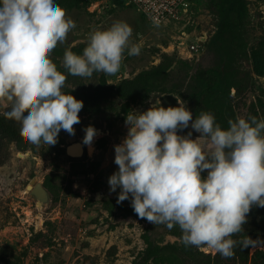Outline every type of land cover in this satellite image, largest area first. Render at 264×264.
Returning <instances> with one entry per match:
<instances>
[{
    "label": "rangeland",
    "instance_id": "rangeland-1",
    "mask_svg": "<svg viewBox=\"0 0 264 264\" xmlns=\"http://www.w3.org/2000/svg\"><path fill=\"white\" fill-rule=\"evenodd\" d=\"M62 1L54 0L58 5ZM65 10L76 27L50 58L67 76L62 91L83 101L80 123L74 125L75 135L61 130L54 146L29 143L27 150L0 132V264H132L145 247L146 234L159 244L177 238L163 224L154 225L135 213L125 215L123 209L132 208L131 196L117 203L121 189L110 191L108 179L118 171L114 146L128 132L126 115L161 106L184 105L191 111L187 98L199 91L200 72L214 69L222 71L224 80L210 96L215 118L226 128L237 117L264 120V76L256 74L252 60L258 50L264 55V0H188L180 18L159 28L122 0H84L80 7ZM115 21L131 26L132 41L142 46L140 54L125 52L114 76L68 74L63 67L65 49L82 55L89 33ZM106 85L120 86L126 98L114 94L96 104L81 98L87 89ZM8 110L0 103V116ZM90 125L97 135L85 145L84 129ZM189 131L193 139L200 135L190 125L179 134ZM73 141L85 149L80 157L67 153ZM96 162L100 166L92 171L95 165L90 164ZM33 180L47 187L45 204L27 189ZM107 206L120 211L112 215ZM243 227L240 236L259 242L247 252L239 250L234 264H264V207H253ZM203 252L213 259L218 254Z\"/></svg>",
    "mask_w": 264,
    "mask_h": 264
},
{
    "label": "clouds",
    "instance_id": "clouds-1",
    "mask_svg": "<svg viewBox=\"0 0 264 264\" xmlns=\"http://www.w3.org/2000/svg\"><path fill=\"white\" fill-rule=\"evenodd\" d=\"M149 19L160 27L158 15ZM75 27L54 0H0V103L9 108L4 116L20 125L21 137L37 147L54 146L61 130L75 135L80 123L83 101L62 91L67 76L50 58ZM132 35L124 21L93 29L82 55L65 49L63 67L82 78L114 76L125 52H141ZM125 124L127 135L114 146L118 171L108 179L111 192L121 189L117 203L131 196L139 218L169 230L179 226L186 247L225 259L235 255L237 245H257L259 238L233 237L244 231L253 207H264V120L237 117L224 129L212 113L193 120L179 105L133 110ZM189 125L197 138L191 131L179 134ZM84 131L83 143L91 145L97 130L90 125Z\"/></svg>",
    "mask_w": 264,
    "mask_h": 264
},
{
    "label": "trees",
    "instance_id": "trees-1",
    "mask_svg": "<svg viewBox=\"0 0 264 264\" xmlns=\"http://www.w3.org/2000/svg\"><path fill=\"white\" fill-rule=\"evenodd\" d=\"M84 0H63L60 2V5L65 9H75L81 6V3ZM123 1V0H122ZM236 2H240L241 0H235ZM258 50L252 55V60L254 64V70L256 74L260 76H264V55ZM199 91L195 92L194 94L190 95L187 98V101L191 105V112L193 115V120H195L196 116H199L201 112H210L214 115L211 107V100L210 96L215 95L219 89L221 88L224 80H223V73L222 71L218 70H202L199 74ZM126 85H132L133 82H125ZM120 86H100L96 88L87 89L82 99L89 104H96L99 100L110 97L114 94H118L124 98L126 96L122 94L119 90ZM26 115V114H25ZM215 116V115H214ZM4 115L0 116V132L4 134L6 138H12L15 141L16 146L20 149L27 150L29 147V142L24 140L20 135V125L16 122L15 124L11 121H7ZM216 122L220 124V126L224 129H227L226 126L221 123L217 118ZM9 123V124H8ZM65 152V150H64ZM86 165V164H85ZM84 165V166H85ZM95 165L92 171H97L99 168V163H92L90 167ZM98 183L100 182V176H98ZM48 184L51 186L48 178ZM45 186V184H44ZM46 187V186H45ZM47 188V187H46ZM49 188V187H48ZM51 188V187H50ZM107 210L112 214L115 215L117 212L120 211L119 207L115 206H107ZM125 211V215H132L134 214L133 208L123 209ZM258 210L254 212L256 214ZM245 230V229H244ZM244 231L239 234L238 236H234L233 239H241ZM170 234L177 238V241L174 243H167V244H159L153 242L149 234H146L144 237L145 240V247L141 250L134 258L132 264H234V259L236 258V253L239 250L248 251V248H242L241 246L237 245L234 249L235 255L230 259H225L224 261L220 259L221 255L217 254L216 257L213 259L211 256H207L204 254L201 249L189 246L186 247L181 240L182 232L179 226H174L170 230ZM261 260V258H258Z\"/></svg>",
    "mask_w": 264,
    "mask_h": 264
},
{
    "label": "built area",
    "instance_id": "built-area-1",
    "mask_svg": "<svg viewBox=\"0 0 264 264\" xmlns=\"http://www.w3.org/2000/svg\"><path fill=\"white\" fill-rule=\"evenodd\" d=\"M127 5L139 9V11L149 20L150 15H158L161 25L171 20L180 18L185 10L188 0H123ZM153 25V24H152ZM194 49V48H193Z\"/></svg>",
    "mask_w": 264,
    "mask_h": 264
},
{
    "label": "water",
    "instance_id": "water-1",
    "mask_svg": "<svg viewBox=\"0 0 264 264\" xmlns=\"http://www.w3.org/2000/svg\"><path fill=\"white\" fill-rule=\"evenodd\" d=\"M28 190H31L32 193L38 198L39 200H48L49 194L45 186L40 183L36 182V180H33L28 186Z\"/></svg>",
    "mask_w": 264,
    "mask_h": 264
},
{
    "label": "bare ground",
    "instance_id": "bare-ground-1",
    "mask_svg": "<svg viewBox=\"0 0 264 264\" xmlns=\"http://www.w3.org/2000/svg\"><path fill=\"white\" fill-rule=\"evenodd\" d=\"M84 150H85L84 147H82L80 144L77 143L74 144L73 141L68 145L67 153L72 157H80L84 153ZM40 202L41 204H45L47 200H42V201L40 200Z\"/></svg>",
    "mask_w": 264,
    "mask_h": 264
}]
</instances>
